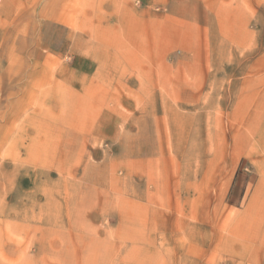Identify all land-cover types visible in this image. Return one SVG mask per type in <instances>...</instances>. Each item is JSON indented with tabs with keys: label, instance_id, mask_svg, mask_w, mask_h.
<instances>
[{
	"label": "rangeland",
	"instance_id": "rangeland-1",
	"mask_svg": "<svg viewBox=\"0 0 264 264\" xmlns=\"http://www.w3.org/2000/svg\"><path fill=\"white\" fill-rule=\"evenodd\" d=\"M0 264H264V0H0Z\"/></svg>",
	"mask_w": 264,
	"mask_h": 264
},
{
	"label": "crops",
	"instance_id": "crops-1",
	"mask_svg": "<svg viewBox=\"0 0 264 264\" xmlns=\"http://www.w3.org/2000/svg\"><path fill=\"white\" fill-rule=\"evenodd\" d=\"M79 33H80V32H79ZM79 33H78V34H79ZM79 35H80V34H79ZM79 35H78V36H79ZM75 45H76V44H75ZM78 45H79V44H77V46H78ZM73 46H74V44H73ZM74 47H75V46H74ZM78 48H79V47H75V49H78Z\"/></svg>",
	"mask_w": 264,
	"mask_h": 264
}]
</instances>
